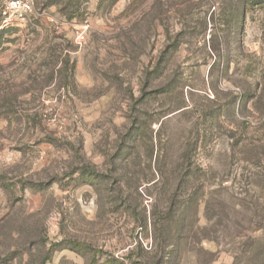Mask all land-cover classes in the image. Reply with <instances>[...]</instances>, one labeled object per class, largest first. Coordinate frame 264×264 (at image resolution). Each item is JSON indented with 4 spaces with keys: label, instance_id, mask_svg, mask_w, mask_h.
Wrapping results in <instances>:
<instances>
[{
    "label": "rangeland",
    "instance_id": "rangeland-1",
    "mask_svg": "<svg viewBox=\"0 0 264 264\" xmlns=\"http://www.w3.org/2000/svg\"><path fill=\"white\" fill-rule=\"evenodd\" d=\"M36 13L0 27V264H264V0Z\"/></svg>",
    "mask_w": 264,
    "mask_h": 264
},
{
    "label": "built area",
    "instance_id": "built-area-1",
    "mask_svg": "<svg viewBox=\"0 0 264 264\" xmlns=\"http://www.w3.org/2000/svg\"><path fill=\"white\" fill-rule=\"evenodd\" d=\"M37 16L36 0H7L0 8V27L1 29L22 27Z\"/></svg>",
    "mask_w": 264,
    "mask_h": 264
}]
</instances>
